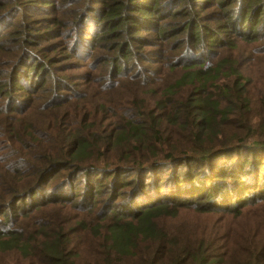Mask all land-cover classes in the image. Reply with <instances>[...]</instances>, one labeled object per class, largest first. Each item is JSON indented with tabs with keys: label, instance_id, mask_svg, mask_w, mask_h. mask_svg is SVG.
I'll list each match as a JSON object with an SVG mask.
<instances>
[{
	"label": "trees",
	"instance_id": "16d2710c",
	"mask_svg": "<svg viewBox=\"0 0 264 264\" xmlns=\"http://www.w3.org/2000/svg\"><path fill=\"white\" fill-rule=\"evenodd\" d=\"M1 27L0 103L32 96L26 113L47 111L24 131L18 125V151L0 175V219L14 217L19 227L0 231V261L264 264V158L257 155L264 151V77L254 81L244 63L254 59L264 69V0H0ZM80 55L87 56L82 63ZM91 59L92 74L79 91L77 78ZM59 66L65 99L57 103L60 92L51 85ZM41 98L53 104L40 106ZM77 121L89 130H74ZM106 123L116 126L90 134ZM8 124L1 117L0 131ZM43 132L52 138L42 147L28 144ZM25 149L30 179H11V158ZM223 155L230 163L220 175L181 176L176 167L159 177L166 164L218 166ZM256 158L263 161L257 173ZM102 167L113 172L88 181ZM126 171L137 177L125 179ZM55 180H64L62 187L86 182L108 216L99 223L69 218L58 208L74 198L49 195L58 186L38 192ZM257 187L255 198L244 197ZM129 196L134 209L121 212ZM200 206L223 215L218 227L188 233L164 222ZM221 232L230 243H221Z\"/></svg>",
	"mask_w": 264,
	"mask_h": 264
},
{
	"label": "rangeland",
	"instance_id": "374dc122",
	"mask_svg": "<svg viewBox=\"0 0 264 264\" xmlns=\"http://www.w3.org/2000/svg\"><path fill=\"white\" fill-rule=\"evenodd\" d=\"M32 1H35V0H32ZM212 13L217 14L219 12H218V10H213ZM218 20H219V18L217 19L216 22H211V24L216 25L218 23ZM29 21L31 22V20H29ZM2 30H3V28L1 27L0 33L2 32ZM84 44H87V47H90L92 45L91 42H89V41L84 43ZM244 47L247 48V47H249V45L244 44ZM149 50L152 53H161V52L163 53V52H165L164 48L157 49V50H155L154 48H149ZM87 52H88V50H87ZM86 57L87 56H81L80 55V56H78V60H76V61L82 63L83 59H86ZM19 59L20 58H14L12 63L7 64L9 66L6 67V70L11 72L13 67L15 66V63H17L19 61ZM93 62H94L93 59L85 62L86 68H85V70H83L80 79L77 78L76 74L70 75V76H75L77 78V82L81 83L83 85L79 91L83 90L86 81L88 80L89 76L92 74ZM244 63L246 64L245 70H246L247 74L254 81L258 82V81H260V79H262L264 77L263 67L256 64L254 62V59H246V60H244ZM1 67H2V65L0 64V74L2 71ZM61 67L62 66H59L58 68H56V70H54L52 72V85L51 86L57 87V89L60 92L59 97L56 101L57 103L59 101H62L65 99V94L61 91V85H60V82L65 80V77L63 76V74L61 72L58 71V69ZM56 82H58V84H56ZM51 86H48V87H51ZM1 96L2 95L0 94V97ZM39 96H45V94L37 95V97H39ZM41 99L42 100L38 99L36 101L40 106L53 104V101H51L49 99L48 100L44 99V98H41ZM34 100H35V97L24 96V97H18L16 99V104H13V105L9 104V99H7L5 101V103L4 102L0 103V107H2V105H4L3 106L4 111H0V112H2V114H0V118L4 117V119H6L9 123L8 126L6 127L5 132L0 131V175L4 172L3 167H5V161H6L7 157L15 154L18 151L16 143L18 141V136L20 134V131L21 130L24 131L26 126L33 124L35 119L37 118L38 114H41V113L45 114V112L47 111V109L42 108L43 112L40 111L37 114L35 112H32V111L29 113H26V110L32 106V103L34 102ZM19 110H21V111H19ZM54 112H56V111H53V113ZM61 120L62 119H59L57 121V123L60 124ZM18 125H20L21 130H19L17 128ZM115 126H116L115 123H106L102 127H99L96 129H90V134H94L96 136H102L103 133L108 134L109 132H111L115 128ZM73 128L76 131H88L90 127H89V125H86L82 121H77V123L75 124V126ZM38 137L40 138L39 142H38V140H34L31 142H28V144L29 145H37V146L39 145L42 147L45 142H47L50 138H52V134H50L48 132H43L40 135V133H38ZM54 137H56V136H54ZM12 146H14V148H12ZM111 153H109L108 155L110 156ZM257 155L261 158H264V151L257 153ZM221 157H223V160L220 163V165H218V166L215 164L205 166L201 163L200 160H196V162H194V163L187 162V160H186V162H177L175 164H166L158 170L159 177L160 178L168 177V175L172 174L175 171L176 167H179L178 170H180V172H182L183 175H181V176L189 175L190 173H194L196 175H209V174L215 173V172H217L218 175H220V174H222V172L220 170L227 163H230V161L228 160L226 155H223ZM212 159L217 160L218 156H217V158H212ZM30 160L31 159H30V156L28 154L27 149L23 150L21 154L12 157L11 158V164L9 166L10 173H11V179L14 177H17L18 179H24V180H26L28 178L30 179L29 175L33 171L32 169H30V164H31ZM179 163H181V164L178 165ZM261 163H263V161L259 158H256V160L254 161V164H253V169H254L255 173H257L258 166ZM102 169H103V167L101 169L92 171V173L89 174L88 181H93L94 179L100 178L103 175H108L107 172H113V171H103ZM209 170H212V172ZM154 171H157V170H154ZM178 174L180 177V173H178ZM122 175L124 176L125 179H128V178L132 179L134 177H137V175L131 173V171H126V173H124ZM213 177L217 180L221 179V178L218 179V176H216L214 174H213ZM260 178L262 179V184H264V174L263 173L260 175ZM11 179H9V182L14 183V182H12ZM57 181L58 180L51 182L47 188L40 189L38 192H42L45 194V192H48L49 190H51V188L58 186V189L53 190L51 193H49V195H57L58 197L69 196L70 199L74 198L75 204L67 206V207L58 208V210H60L64 214H66L69 218L78 221L82 217H91V218L98 219V223H99L101 219H105L108 216L107 214H105L103 212V208L105 206V203L103 201H101V199H103V197L94 198V196L91 194L89 189L87 190V183L86 182H83V181L79 182V183L74 182L72 184H71V182L70 183L68 182V184H66L64 187H62V185L65 183L64 180H62L59 185H57ZM107 183L108 182H106L105 185H107ZM243 187H247V186H243ZM239 189L241 191V188H239ZM253 190L254 191H251V192L244 194V197H249V196H251V194H254V196H251V197L255 198V196H257V194L260 192V189H259V187H257V188H253ZM101 191H102V193L107 192L108 188L106 186H104V188H102ZM129 191H132V188H130ZM247 191L248 190L244 191L243 193H245ZM126 199H128V201L124 204L123 203L120 204L119 208H120L121 212L130 213L131 212L130 210L134 209V207H133L134 202H132V196H129ZM139 201H140V199H139ZM218 201L220 202L221 199H218ZM90 203H94V204H90ZM27 204L29 205V201L27 202ZM263 207H264V205H263ZM56 210H57V207H49L47 209L48 213H52ZM41 217L42 216H39L38 220ZM0 218L3 219V217H0ZM5 219H7V220H1L0 219V231L6 232V231L13 230V229L19 230L18 224H17L16 219L14 217H12V218L8 217ZM222 219H224L222 214L210 213L208 209L200 206L199 208H194V207L185 208L182 210L179 217L167 218L164 220V222L167 224H170V226H172V227H177L178 231L193 233V232H195L196 228L202 229V228H205L208 226L218 227V225L221 223ZM238 219H244V218L239 217ZM92 226H94V225H92ZM219 238L221 239L220 241H222L221 243H223L225 240H227V243H230V239L228 238V236L225 232H221ZM70 242H74V238L72 235L70 236ZM0 264H6V262L0 261ZM14 264H17V263H14Z\"/></svg>",
	"mask_w": 264,
	"mask_h": 264
}]
</instances>
